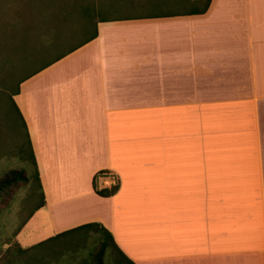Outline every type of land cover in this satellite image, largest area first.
<instances>
[{
	"label": "crops",
	"instance_id": "crops-1",
	"mask_svg": "<svg viewBox=\"0 0 264 264\" xmlns=\"http://www.w3.org/2000/svg\"><path fill=\"white\" fill-rule=\"evenodd\" d=\"M200 8L97 18L18 83L50 236L99 223L133 264H264V0Z\"/></svg>",
	"mask_w": 264,
	"mask_h": 264
},
{
	"label": "rangeland",
	"instance_id": "rangeland-1",
	"mask_svg": "<svg viewBox=\"0 0 264 264\" xmlns=\"http://www.w3.org/2000/svg\"><path fill=\"white\" fill-rule=\"evenodd\" d=\"M203 4L204 0H0V180L14 170L27 178L0 197V264H94L99 249L94 232L51 239L55 235L48 234L46 220L37 212L42 192L12 99L18 83L44 61L79 44L97 18L190 11ZM116 261L128 264L109 244L104 264Z\"/></svg>",
	"mask_w": 264,
	"mask_h": 264
},
{
	"label": "trees",
	"instance_id": "trees-1",
	"mask_svg": "<svg viewBox=\"0 0 264 264\" xmlns=\"http://www.w3.org/2000/svg\"><path fill=\"white\" fill-rule=\"evenodd\" d=\"M202 0H200L201 2ZM210 0H204V4L203 6H201V12H204L209 4ZM89 10L85 9L84 10V14L86 15V17H89ZM69 14V13H68ZM96 36V29H95V25L91 31V33L84 38V40H82L79 44H77L76 46L74 45L73 47L68 48L67 50L61 52L60 54H58L55 58L58 59L60 57H63L64 55H67L69 53H71L72 51H74L77 47L81 46L82 44L90 41L91 39H93ZM29 144V142H28ZM29 148H30V158H31V162H32V166H33V170H34V179L35 181L38 183V186L41 190L40 187V182H39V177H38V172L36 169V164L33 158V154L31 151V147L29 144ZM108 173L105 171H100L98 173H96L93 177V181H92V185H93V190L95 192V194H97L98 196L101 197H110L113 196L119 189V185L117 183L113 184L110 188H104V189H99L98 185H97V179L100 176H106ZM27 182V178L25 177L23 171H9L7 173L4 174L3 178L0 180V197H2L4 195V193H6L5 191H8L12 186L16 185V183L18 182ZM42 192V190H41ZM43 205V193H42V198L40 201V204L36 207V209L40 208ZM81 231H85V232H94L96 234L99 235L98 238V242H99V249L97 251V253L93 256V262L94 264H104V258L107 255V246L109 244L112 245V247L123 257V259L128 263V264H133L132 262L128 261L123 254L119 251V249L117 248V246L115 245L112 235L99 223H88V224H84L81 226H78L76 228L67 230L65 232H62L60 234L55 235L53 238H57L60 236H65L67 234L70 233H75V232H81ZM48 239V240H51ZM46 240V241H48ZM109 243V244H108ZM115 264H118L117 261L115 262Z\"/></svg>",
	"mask_w": 264,
	"mask_h": 264
}]
</instances>
